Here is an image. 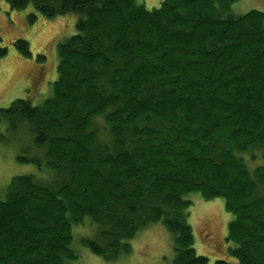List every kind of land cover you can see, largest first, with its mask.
<instances>
[{"label": "trees", "instance_id": "1", "mask_svg": "<svg viewBox=\"0 0 264 264\" xmlns=\"http://www.w3.org/2000/svg\"><path fill=\"white\" fill-rule=\"evenodd\" d=\"M4 1L74 14L77 32L56 47L49 98L0 108V140L25 132L37 153L17 159L40 174L0 193V264L76 260L85 220L95 234L80 243L104 261L161 223L169 264H209L193 247L191 194L223 200L237 264H264V13L236 15L238 0Z\"/></svg>", "mask_w": 264, "mask_h": 264}, {"label": "rangeland", "instance_id": "2", "mask_svg": "<svg viewBox=\"0 0 264 264\" xmlns=\"http://www.w3.org/2000/svg\"><path fill=\"white\" fill-rule=\"evenodd\" d=\"M162 0H137L147 9L156 8ZM251 10L264 13V0H238L232 6L236 15ZM31 15L35 16L31 20ZM77 16L68 14L46 19L39 15L32 4L22 10H11L0 0V108L8 107L16 99H24L32 105H39L51 95V84L57 73L56 47L65 39L76 34ZM28 43L30 56L22 55L15 42ZM5 125L0 126L4 133ZM101 127V126H100ZM102 128V127H101ZM36 150L25 132L0 140V193H3L15 176H40L34 164L18 161V156L32 157ZM249 167L255 163L245 157ZM192 204L189 208L188 223L192 228L193 247L197 255L208 258L209 264L224 259L237 264L228 254L234 243L227 240L228 222L232 215L224 210L220 198L205 201L198 194L188 197ZM95 226L85 220L83 225L73 228L72 250L77 259L67 264H169L173 257L172 235L161 223H155L138 232L129 240L131 252L115 261H104L92 254L80 241L95 234Z\"/></svg>", "mask_w": 264, "mask_h": 264}]
</instances>
